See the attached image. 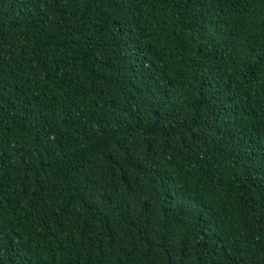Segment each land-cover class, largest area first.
<instances>
[{
  "label": "trees",
  "instance_id": "obj_1",
  "mask_svg": "<svg viewBox=\"0 0 264 264\" xmlns=\"http://www.w3.org/2000/svg\"><path fill=\"white\" fill-rule=\"evenodd\" d=\"M0 264H264V0H0Z\"/></svg>",
  "mask_w": 264,
  "mask_h": 264
},
{
  "label": "snow or ice",
  "instance_id": "obj_2",
  "mask_svg": "<svg viewBox=\"0 0 264 264\" xmlns=\"http://www.w3.org/2000/svg\"><path fill=\"white\" fill-rule=\"evenodd\" d=\"M120 2H121V0H112V4L114 7H119ZM5 40H6V37L2 33H0V42H3Z\"/></svg>",
  "mask_w": 264,
  "mask_h": 264
}]
</instances>
